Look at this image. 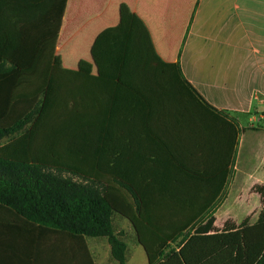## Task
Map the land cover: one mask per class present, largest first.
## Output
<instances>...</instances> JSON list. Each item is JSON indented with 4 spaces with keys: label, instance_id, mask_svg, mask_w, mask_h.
<instances>
[{
    "label": "crops",
    "instance_id": "crops-1",
    "mask_svg": "<svg viewBox=\"0 0 264 264\" xmlns=\"http://www.w3.org/2000/svg\"><path fill=\"white\" fill-rule=\"evenodd\" d=\"M40 16L53 31L39 35ZM0 55L19 69L10 101L44 91L0 157L103 182L115 233H135L131 257L156 259L224 196L246 133H264V0H0ZM190 175L200 195L216 180L200 208L184 202Z\"/></svg>",
    "mask_w": 264,
    "mask_h": 264
},
{
    "label": "trees",
    "instance_id": "trees-1",
    "mask_svg": "<svg viewBox=\"0 0 264 264\" xmlns=\"http://www.w3.org/2000/svg\"><path fill=\"white\" fill-rule=\"evenodd\" d=\"M18 73L17 64L0 55V141L25 131L41 109L43 90L10 101ZM202 100L236 123L226 110ZM118 184L139 209L135 191ZM255 189L264 200V185ZM104 192L103 182L70 170L0 157V264H95L87 237H106L112 257L125 264L126 243L113 229L114 210ZM222 196L167 242L152 264H264V218L216 229Z\"/></svg>",
    "mask_w": 264,
    "mask_h": 264
},
{
    "label": "rangeland",
    "instance_id": "rangeland-1",
    "mask_svg": "<svg viewBox=\"0 0 264 264\" xmlns=\"http://www.w3.org/2000/svg\"><path fill=\"white\" fill-rule=\"evenodd\" d=\"M37 19H40L38 26L41 31L39 32V35H43V32H46L47 29L50 30V28H52L53 31V27L56 25L55 21L49 27V25L46 26L45 17L40 16ZM38 42H40L39 38ZM41 42H45L44 38L41 39ZM14 51L18 52L19 48L16 46ZM70 58L77 59V56H71ZM96 59L97 56H95L93 60ZM73 62L76 61L74 60ZM246 134V138L249 140V147L247 149V141L245 140V142H243V151H245V149L247 150L245 152L240 151L239 159L235 160L224 196L219 202V205L221 203H224V205L218 210L216 209L214 212V216H216V229H222L224 224H227L229 227H237L241 223L251 224L264 218V200H262L261 194L255 189V186L257 185H264V133L247 132ZM254 148L256 149L254 150ZM184 175L186 174L184 173ZM190 177L191 180H189V182L182 184V188L184 187V190L187 192L184 202H194L195 208L196 204L198 205V208H200L205 199L210 197L216 191V180L203 184L200 195L197 177L195 179V176L193 175H190ZM170 201L172 202L174 200L170 198ZM185 217L188 219L191 217V214L186 211ZM161 222L162 218L161 216H158V226H160ZM150 234L153 235L154 232L151 231ZM119 235L127 242L125 254L127 253L128 264H151L154 262V255L151 254L146 247L147 255L143 253L144 255L141 256V254L138 253L135 254L134 257L130 256L139 250L136 246L135 233L127 232L123 237V232H119ZM180 238L181 237H179L174 244H176ZM94 240L98 241V247L101 251H104L101 255L102 261L100 264H118L112 257L110 251L108 252L106 249L103 250V248L109 244L107 238L99 237L98 239H90V248L93 250L95 249V245L93 246Z\"/></svg>",
    "mask_w": 264,
    "mask_h": 264
}]
</instances>
